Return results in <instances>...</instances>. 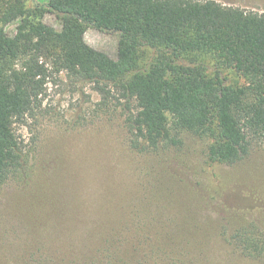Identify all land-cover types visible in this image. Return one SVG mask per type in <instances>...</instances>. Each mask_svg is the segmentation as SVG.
Wrapping results in <instances>:
<instances>
[{"label": "trees", "instance_id": "trees-1", "mask_svg": "<svg viewBox=\"0 0 264 264\" xmlns=\"http://www.w3.org/2000/svg\"><path fill=\"white\" fill-rule=\"evenodd\" d=\"M62 5L55 29L42 22L49 11L43 4L0 0V190L28 172L15 124L41 106L51 76L61 72L94 82L104 97L116 90L132 104L130 147L139 153L178 147L190 133L209 142L212 164H232L248 155L250 134L264 140V13L217 0ZM11 23L14 34L6 30ZM90 28L117 33L120 57L91 46ZM222 228L232 254L264 264V230L247 224L227 236ZM82 233L75 257L45 255L40 246L22 264H213L207 242L197 238L201 229L186 222L98 226L93 240Z\"/></svg>", "mask_w": 264, "mask_h": 264}, {"label": "rangeland", "instance_id": "rangeland-1", "mask_svg": "<svg viewBox=\"0 0 264 264\" xmlns=\"http://www.w3.org/2000/svg\"><path fill=\"white\" fill-rule=\"evenodd\" d=\"M217 1L264 13V0ZM37 4L49 8L42 22L60 29L62 0H26ZM6 30L14 34L16 24ZM85 36L120 57L117 33L90 28ZM131 105L118 91L104 97L94 82L67 72L51 76L41 106L15 124L28 172L0 190V264H22L40 246L45 255L75 257L82 231L93 240L98 226L184 222L201 229L197 238L207 242L209 263L263 264L232 254L222 227L227 236L247 224L264 230V140L250 134L248 155L232 164H212L209 142L190 133L178 147L142 154L130 147Z\"/></svg>", "mask_w": 264, "mask_h": 264}]
</instances>
